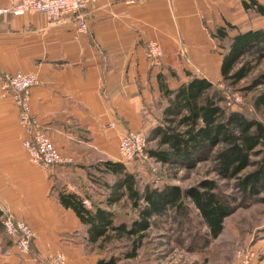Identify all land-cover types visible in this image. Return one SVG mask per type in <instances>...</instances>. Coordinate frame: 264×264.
I'll list each match as a JSON object with an SVG mask.
<instances>
[{
    "label": "crops",
    "instance_id": "1",
    "mask_svg": "<svg viewBox=\"0 0 264 264\" xmlns=\"http://www.w3.org/2000/svg\"><path fill=\"white\" fill-rule=\"evenodd\" d=\"M10 1L0 0V6ZM245 2L99 0L61 21L39 14L0 17V200L34 229L33 264L57 250L72 260L75 231L83 225L60 204L49 170L31 162L22 145L19 108L11 94H3V81L18 71L38 74L32 113L61 152L73 158L57 167V177L67 176L75 165L86 168L92 160L122 161V136L148 130L162 116L167 103L159 76L172 89L192 76L217 83L223 49L212 32L228 24L234 26L231 35L264 27V16ZM79 15L88 32L78 30ZM149 41L164 49L160 66L149 64ZM18 254L0 223V264H18Z\"/></svg>",
    "mask_w": 264,
    "mask_h": 264
},
{
    "label": "trees",
    "instance_id": "2",
    "mask_svg": "<svg viewBox=\"0 0 264 264\" xmlns=\"http://www.w3.org/2000/svg\"><path fill=\"white\" fill-rule=\"evenodd\" d=\"M245 6L264 16V5L256 0L245 2ZM233 28L231 24L218 26L212 35L223 49L221 80L236 85L254 68L253 59L242 62L245 56L252 55L256 62L264 57V27L231 35ZM259 83H264V74L250 88ZM216 84L207 78L192 76L172 89L159 76L160 91L167 104L157 124L146 134L148 142L154 143L147 151L159 164L192 169L200 163L212 162L216 178L206 177L188 187L169 182L143 184L136 172L138 169L130 168L123 161L93 162L86 167L88 171L93 167L112 178L104 182L105 205L92 203L89 207L84 203V196L63 188L57 190L60 204L74 211L88 242L95 244L114 237L125 238L131 241V250L125 252V258H136L149 229L165 226L173 219L182 224L190 215L191 204L210 241L223 233L226 218L237 209L234 198L221 191L220 180H235L238 190L245 196L255 197L264 192V122L245 112L229 109ZM261 104H264V91L256 99V105ZM254 155H261L260 160H253ZM250 166L256 168L246 171ZM123 199L137 212L130 221H118L117 215L108 209ZM120 261L119 256H111L95 264H118ZM40 263L48 264L46 261Z\"/></svg>",
    "mask_w": 264,
    "mask_h": 264
},
{
    "label": "rangeland",
    "instance_id": "3",
    "mask_svg": "<svg viewBox=\"0 0 264 264\" xmlns=\"http://www.w3.org/2000/svg\"><path fill=\"white\" fill-rule=\"evenodd\" d=\"M252 59L254 68L248 77L236 85L222 80H219L220 82H217L216 85L222 90L226 98L224 105L229 109L245 112L249 117L264 122V104L256 105L257 96L264 91V83H259L250 88L253 82L264 74V57L261 61L256 62L252 55H247L242 62ZM242 62L239 63L238 67ZM149 130L142 132L147 134ZM153 145L154 143L148 142L147 146ZM260 158L261 155L253 156L255 161L260 160ZM74 160L76 164L77 160L75 158ZM92 162L96 161L92 160ZM211 165L212 162H204L195 168L188 169L169 168L158 164L155 171L151 170L148 164H141V162H134L128 166L130 168L134 166L133 169H138L136 172L143 184L162 185L169 182L188 187L196 185L206 177L216 178ZM77 166L75 165V168L72 169L74 171L68 173L67 176L61 177H57L60 169L57 167L50 169L52 191L56 193L60 188L72 192L77 190L90 201L91 206L89 207H92V203L105 205L106 189L104 182L105 180L110 182L112 178L102 175L93 167L91 171H88L83 166H78V168ZM255 168V166H250L246 171ZM235 183V180H220L221 191L234 198L237 209L226 218L225 229L217 239L207 241V237H205L207 230L201 222L196 208L191 204L190 215L182 224L174 222L173 219L169 220L165 226L161 225L149 229L143 245L139 249V255L132 259L125 258V252L131 250L130 240L114 237L92 244L85 237V230L82 227L75 231L78 232L76 236L77 246L74 248L72 260L67 257V264H95L99 259L111 256H119L121 261L118 264H234L236 250L243 247L255 248L258 254L256 264H264V192L255 197L245 196L238 190ZM108 209L117 215L118 221H130L131 218L137 216V212L125 199L109 206ZM57 251L45 254V261L48 264L54 260ZM18 255V264H27V262L33 264L32 260L36 259L32 253L26 257L21 254ZM35 264H38V261H35ZM39 264L41 263L39 262Z\"/></svg>",
    "mask_w": 264,
    "mask_h": 264
},
{
    "label": "built area",
    "instance_id": "4",
    "mask_svg": "<svg viewBox=\"0 0 264 264\" xmlns=\"http://www.w3.org/2000/svg\"><path fill=\"white\" fill-rule=\"evenodd\" d=\"M99 0H11L9 4L0 6V17H18L28 14H39L50 21L75 16L82 10L92 6ZM88 24L82 15L78 17V30L88 32ZM146 56L149 64L160 66L165 57L161 44L149 41L146 45ZM40 83L37 73L22 71L10 74L1 85L4 95L11 94L19 108V123L25 134L22 145L27 150L31 162L43 169L50 170L73 162L71 156L64 155L55 145L50 133L42 127L32 113V88ZM8 92V93H7ZM148 140L141 130H130L122 136L118 145L121 160L126 164L134 162L146 163L151 170H157L158 162L147 151ZM86 206L90 201L84 198ZM0 223L5 234L13 241L22 256L32 252L35 232L24 219L9 212L0 200ZM257 250L253 247L239 248L235 252L234 264H256ZM50 264H67V255L57 251Z\"/></svg>",
    "mask_w": 264,
    "mask_h": 264
}]
</instances>
